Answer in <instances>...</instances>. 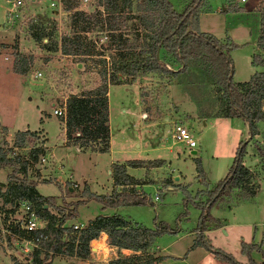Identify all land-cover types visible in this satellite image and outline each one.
Wrapping results in <instances>:
<instances>
[{"label": "rangeland", "instance_id": "obj_1", "mask_svg": "<svg viewBox=\"0 0 264 264\" xmlns=\"http://www.w3.org/2000/svg\"><path fill=\"white\" fill-rule=\"evenodd\" d=\"M11 1L0 0V148L8 156L28 159L27 179L37 181L43 177L36 189L43 197L56 198L58 208L49 203L48 210L59 220L65 219L63 226L73 230L77 226L80 230V224L86 225L99 215H116L133 225L137 223L154 231L160 227L168 230L147 250L153 256L164 257L160 264H247L250 261L264 264V123L256 125L257 134L253 136L242 120L218 117L224 107L221 90L208 68L193 62L178 75L139 73L132 79L118 75L120 85L110 86L108 90L110 150L80 152L69 145L72 143L66 145L64 122L53 115V110L71 95L92 91L101 83L100 71L105 66L101 61L109 68L108 62L118 48L111 42L113 35H121L136 52L144 50L143 39L137 36L141 33L139 20L130 19L128 12L120 18L108 15L102 0H66L77 10L95 16L89 20L87 32L80 33L95 55L66 57L59 47L64 36L78 31L71 24L73 12L67 11L61 0H21L18 17L11 18ZM253 1L237 4V0H207L198 17L200 32L234 46L230 52L234 83L247 82L255 73L263 71L261 66L251 63L254 54H262L256 48L260 17L251 10ZM188 2L172 0L179 10ZM132 13L135 15L134 9ZM111 25L116 27L115 31ZM16 54L32 57L26 75L13 72ZM160 59L168 69H180L162 52ZM36 73L41 77H36ZM174 125L186 127L196 143L195 148L190 149L172 138ZM23 131L39 132L40 136L27 138L24 148H15V135ZM44 136L45 154L39 158L40 168L36 169L38 162H31L29 152L44 147ZM241 142L246 146L242 160L246 159L252 174L249 190H231L211 208L203 210L198 204L206 203L208 193L204 192L214 190L226 178ZM196 157L201 161L200 176L196 171ZM132 160L149 165L131 168L130 174L147 181L142 184L143 191L141 188L137 191L150 203L102 209L100 202L86 199V193L107 196L111 189L110 164ZM155 162L160 166L153 167ZM12 173V167L0 169V264H28L33 250L20 252L17 257L22 245L13 243L7 236L11 232L8 220L21 216L20 212L14 214L13 207L4 204L1 196ZM15 175L18 179L23 177L20 173ZM251 193L254 195L250 198ZM156 195H159L157 201ZM76 202L79 205L73 213L70 204ZM202 214L208 227L203 233L204 244L210 245L209 249L202 244L194 246ZM68 215L73 218L66 220ZM242 244L260 248L252 249L248 256L242 253ZM95 246L90 244L87 260L56 256L51 263L107 264L119 257L139 255L134 251L120 252L111 246L108 249L105 245L101 247L103 252H97ZM6 251L12 253V261L1 254ZM216 251L235 262L222 259Z\"/></svg>", "mask_w": 264, "mask_h": 264}, {"label": "trees", "instance_id": "obj_2", "mask_svg": "<svg viewBox=\"0 0 264 264\" xmlns=\"http://www.w3.org/2000/svg\"><path fill=\"white\" fill-rule=\"evenodd\" d=\"M67 11H72L71 24L74 29L72 36H64L61 39L59 51L66 57L88 58L95 55V51L84 43L80 37L81 32H87L90 24L89 20L94 15H87L76 9L75 5H70L66 0H61ZM207 0H189L185 6L179 10L172 0H102L103 9L108 15L119 17L128 12L130 19H138L141 33H137L144 42V50L136 52L132 44H127L121 35L114 36L111 42L118 48L116 55L109 60V68L106 62L100 71L101 83L92 91L80 95H71L66 100V117L64 122L66 143L80 149H90L93 152L105 153L110 146L109 127V106L108 90L110 86L120 85L118 75L126 79H132L139 73H158L167 75L182 74L187 70L188 64L200 62L208 68V72L214 79L216 85L222 93L223 106L220 109V118H238L248 125L250 135L257 134L256 125L264 123V0H259L256 12L260 17L259 35L256 48L262 54L253 55L251 63L261 66L262 72L255 73L249 81L244 83H234V68L230 56L234 46L220 42L212 35L202 33L198 30V17ZM134 9L135 15L132 13ZM113 31L116 27L110 26ZM117 32V31H116ZM42 36L37 37L40 40ZM121 44V46L119 45ZM126 48V49H125ZM170 56L175 63L180 66L177 71L168 69L165 62L160 59V53ZM32 63V57L16 54L13 61V72L18 75H26ZM37 132L23 131L15 135L14 147L24 148L27 138H36ZM245 142L238 146L234 157V163L226 178L217 187L208 193L206 203L199 202V207L204 210L211 208L214 202L231 190L242 189L248 191L251 172L243 166L242 159L245 153ZM44 148L37 147L29 152L32 163L38 162L44 157ZM28 160V159H27ZM27 160L19 157L8 156L6 151L0 148V169L13 168V173L8 176L9 183L7 190L1 195L4 204L13 207V213L26 203L29 208L42 221L46 222L45 227L37 233H28L17 229L16 226H9L12 234L28 240L41 235L38 247L31 253L28 264H52L51 261L56 256L77 257L87 260L90 256V243L98 240L101 234L107 236V243L110 239L115 248L139 252V255L129 257H119L110 260L107 264H160L164 261L162 256H153L147 253L152 247L155 239L162 233H167L166 228L160 227L157 231L147 229L137 224L133 225L119 216L99 215L95 219L80 229L64 227L65 219L59 220L48 208L50 204L56 206V198L43 197L37 189V181L29 180L25 177L27 172ZM198 176L202 174L201 161L194 158ZM153 167H158V163ZM37 167V165L35 164ZM144 161L132 160L126 164H112L111 178L115 188L135 187L143 183L128 175L127 168H147ZM37 169V168H36ZM23 175L18 179L15 174ZM73 188V187H72ZM76 190V188H74ZM200 192L199 194H204ZM253 193L248 197H252ZM86 199H94L100 202L103 207L119 206H141L150 201L145 195L138 194L135 190L122 191L113 190L111 195L96 196L90 193L85 194ZM85 202V201H83ZM50 203V204H49ZM73 213L79 203H71ZM75 207V208H74ZM12 213V214H13ZM204 214L200 217L197 229L198 238L194 246L199 244L210 248L204 244L203 233L208 230L205 224ZM73 215H68L66 220L72 219ZM170 232V231H169ZM10 238V235H7ZM97 247L104 246L103 242H94ZM255 245L242 244V253L249 256L248 252L256 248ZM260 247H257L259 250ZM222 259L235 262L232 257L220 251L215 252ZM247 264H255L253 261Z\"/></svg>", "mask_w": 264, "mask_h": 264}, {"label": "built area", "instance_id": "obj_3", "mask_svg": "<svg viewBox=\"0 0 264 264\" xmlns=\"http://www.w3.org/2000/svg\"><path fill=\"white\" fill-rule=\"evenodd\" d=\"M246 2L247 0H237V4L238 3L245 4ZM10 4L12 6L11 9L9 10V15L11 18L12 17L17 18L18 17L17 8L22 5V2L21 0H12ZM35 75L36 77H41L40 73H36ZM53 115L64 119L66 117V102L62 106L55 108L53 110ZM172 138L180 143L185 144L190 149L196 147V143L190 136L186 127L183 125H174ZM21 207H23L22 210L20 208L18 211H16V212H20L21 216L17 219L8 220V224H7L8 227L11 226V224H13V226H16L17 229L22 231L24 230L28 233H37L38 231L42 230L45 227L46 222L39 219V217L35 214V212L32 211L26 203H24ZM74 228L75 230H79L77 226H75ZM9 235L13 243L15 242L19 245H22L21 251L24 253H30L31 250L36 249L38 247L39 239L41 238L40 234L37 235L32 240H28L26 238H20L17 235L12 234L11 232L9 233Z\"/></svg>", "mask_w": 264, "mask_h": 264}, {"label": "crops", "instance_id": "obj_4", "mask_svg": "<svg viewBox=\"0 0 264 264\" xmlns=\"http://www.w3.org/2000/svg\"><path fill=\"white\" fill-rule=\"evenodd\" d=\"M257 3H258V1L257 0H254L253 1V3L251 4V10H254V11H256V6H257ZM144 116V115H143ZM223 119H226V118H223ZM64 132H65V130H64ZM65 135V134H64ZM37 136H40L39 135V132H37ZM43 140H44V147L43 148H46L45 147V143H46V138H45V136H44V138H43ZM65 141H66V138H65ZM66 145H67V143H66ZM76 147V146H75ZM77 148V150H79L80 152H85V151H87V150H89V151H91L90 149H85V150H83V149H80V148H78V147H76ZM109 150H110V146H109ZM109 150L107 151V152H109ZM91 152H93V151H91ZM94 153H97V152H94ZM106 153V152H105ZM112 164H116V163H111L110 164V168H109V175H110V179H111V189H110V191H108L107 192V194L106 195H111V193H112V191L115 189V190H117V191H120V190H122V189H126V190H135L137 193H138V191L140 190V188H141V190L143 191V188H142V185H137V186H135V187H132V186H127V187H125V188H123V187H117V188H115L114 187V185H113V181H112V178H111V166H112ZM117 164H119V163H117ZM124 164H126V162L124 163ZM242 164H243V166L244 167H246L249 171H251L249 168H248V162L246 161V159L243 161L242 160ZM133 169H131V168H127V173H128V175H130V176H132V174H130V171H132ZM133 178H135L136 180H138V181H140V182H142V183H145V182H147V181H144V180H142V179H139V178H136V177H134V176H132ZM42 180L43 179V177H40L39 179H37V182L39 181V180ZM35 180V179H34ZM37 187V186H36ZM138 190V191H137ZM254 197V196H253ZM158 198H159V195H156L155 196V198H154V200L155 201H157L158 200ZM251 198V197H250ZM114 216H116V215H114ZM88 224V223H87ZM86 224V225H87ZM137 224V223H136ZM214 224H216V226L214 225ZM211 227H213L214 228V226L215 227H218V222H216V223H214ZM220 224V223H219ZM81 225V228H84L86 225H82V224H80ZM139 225V224H138ZM141 226V225H140ZM211 229V228H210ZM211 231V230H210ZM210 231H208L207 233H209ZM94 242H103L104 243V245L106 246V248H108L109 249V246H111V247H113L114 249H115V247L113 246V244H112V240L110 239V245L107 243V236L105 235V234H101V236H100V238L98 239V240H94V241H92L91 243H93V245H94ZM90 243V244H91ZM97 246H99L98 244H96ZM117 249V248H116ZM127 251H130V250H123V249H121L120 250V252H127ZM20 252H21V254L23 253L20 249H19V252H18V254H17V257L19 256V254H20ZM2 255H4L5 257H8L11 261H12V258H11V256H13L12 255V253H10L9 251H6L5 253H1ZM15 256V255H14Z\"/></svg>", "mask_w": 264, "mask_h": 264}, {"label": "water", "instance_id": "obj_5", "mask_svg": "<svg viewBox=\"0 0 264 264\" xmlns=\"http://www.w3.org/2000/svg\"><path fill=\"white\" fill-rule=\"evenodd\" d=\"M192 154L194 155V154H195V152H193ZM39 163H40V161L37 163V167H36L37 169H39V168H40V165H39ZM174 180H175V181H179V178H178V177H175V178H174Z\"/></svg>", "mask_w": 264, "mask_h": 264}, {"label": "bare ground", "instance_id": "obj_6", "mask_svg": "<svg viewBox=\"0 0 264 264\" xmlns=\"http://www.w3.org/2000/svg\"><path fill=\"white\" fill-rule=\"evenodd\" d=\"M96 249L98 250L97 252H103V251H104V249H103V248H101V247H100V248H99V247H97ZM101 249H103V250H101Z\"/></svg>", "mask_w": 264, "mask_h": 264}]
</instances>
